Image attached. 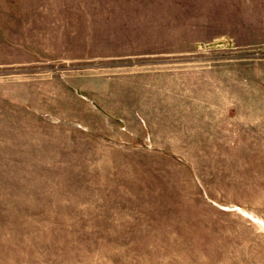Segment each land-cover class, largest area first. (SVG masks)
I'll return each mask as SVG.
<instances>
[{
    "label": "rangeland",
    "instance_id": "374dc122",
    "mask_svg": "<svg viewBox=\"0 0 264 264\" xmlns=\"http://www.w3.org/2000/svg\"><path fill=\"white\" fill-rule=\"evenodd\" d=\"M0 264H264V0H0Z\"/></svg>",
    "mask_w": 264,
    "mask_h": 264
}]
</instances>
